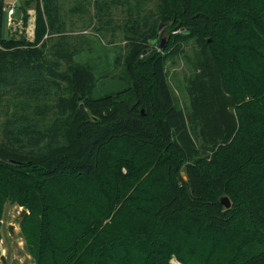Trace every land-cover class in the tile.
Here are the masks:
<instances>
[{"label":"trees","instance_id":"trees-1","mask_svg":"<svg viewBox=\"0 0 264 264\" xmlns=\"http://www.w3.org/2000/svg\"><path fill=\"white\" fill-rule=\"evenodd\" d=\"M153 1L151 19L121 29L124 89L95 98L79 50L46 54L43 34L61 32L57 0H36L32 43L2 37L0 0V103L13 96L23 112L2 125L0 217L6 200L28 211L35 264H264V0L118 3ZM159 23L189 34L156 50ZM190 40L188 125L166 64ZM92 182L100 213L73 189Z\"/></svg>","mask_w":264,"mask_h":264},{"label":"rangeland","instance_id":"rangeland-1","mask_svg":"<svg viewBox=\"0 0 264 264\" xmlns=\"http://www.w3.org/2000/svg\"><path fill=\"white\" fill-rule=\"evenodd\" d=\"M57 3L61 32L47 37L45 33L43 34L42 40H46L47 44V56L50 57L53 47L59 43L69 50H79L73 62L87 64L92 68L96 80L92 94L95 98L124 89L125 84L121 78L122 67L115 66L116 56L123 53L124 41L121 29L125 23H130L129 18L151 19L155 14V2L145 3L140 9H137L133 2L119 4L118 0H57ZM8 6H17L9 25L7 24ZM39 13L36 0H20L19 7L16 0H3L2 37L31 43L36 41L35 31ZM175 32H181V29L171 31L162 28L161 31H157L156 39L162 37L167 39ZM157 45L158 43L154 46L156 50H158ZM198 50L194 40H190L182 45V53L168 60L166 64L167 81L174 103L184 113L188 125H190V106L187 86L193 76L192 63L196 60ZM65 67L66 65L61 63L60 69L64 70ZM10 97L13 96H5L0 103V137L3 123L12 121L14 116L23 113L21 107L12 105ZM51 103L47 102L49 107H43L46 120H50L53 116ZM193 136L195 137L194 134ZM73 189L91 199L88 200L92 202L89 205L96 213L104 210L105 204L98 182L82 184ZM27 213L25 207L19 206L12 200H6L2 205L0 257L5 258V264H35L22 234V219ZM9 226H12L11 234L8 233Z\"/></svg>","mask_w":264,"mask_h":264},{"label":"water","instance_id":"water-1","mask_svg":"<svg viewBox=\"0 0 264 264\" xmlns=\"http://www.w3.org/2000/svg\"><path fill=\"white\" fill-rule=\"evenodd\" d=\"M166 26V24H162V23H159L158 24V27H157V31H161L162 28H164ZM182 35H188L189 32L188 31H182L181 32ZM158 43V50L161 51L164 49L165 47V43H166V38L162 37L160 39H152L149 41V45L151 47H154L156 44ZM181 176H182V179L183 180H186V176H185V173H184V169L182 168L181 169ZM219 203L225 208V209H229L230 206H231V203L229 201V199L226 197V196H222L219 198ZM24 213H22L23 215ZM8 233H12V226H9L8 227ZM0 261L2 264H5V258L3 256L0 257Z\"/></svg>","mask_w":264,"mask_h":264},{"label":"built area","instance_id":"built-area-1","mask_svg":"<svg viewBox=\"0 0 264 264\" xmlns=\"http://www.w3.org/2000/svg\"><path fill=\"white\" fill-rule=\"evenodd\" d=\"M7 14H8V17H9L7 24L9 25V22L12 19V16L14 14V8L13 7H9L8 10H7Z\"/></svg>","mask_w":264,"mask_h":264},{"label":"crops","instance_id":"crops-1","mask_svg":"<svg viewBox=\"0 0 264 264\" xmlns=\"http://www.w3.org/2000/svg\"><path fill=\"white\" fill-rule=\"evenodd\" d=\"M16 3H18V7H19L20 0H16ZM9 7H12V6H8V7H7V10H8ZM13 8H14V14H13L12 17H14V15H15V11H16V9H17V6H16V7H13Z\"/></svg>","mask_w":264,"mask_h":264}]
</instances>
